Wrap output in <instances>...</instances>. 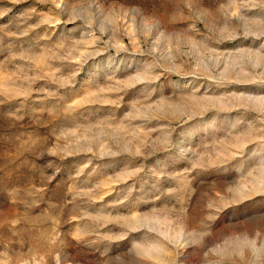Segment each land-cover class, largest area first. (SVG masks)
Wrapping results in <instances>:
<instances>
[{
	"label": "rangeland",
	"instance_id": "1",
	"mask_svg": "<svg viewBox=\"0 0 264 264\" xmlns=\"http://www.w3.org/2000/svg\"><path fill=\"white\" fill-rule=\"evenodd\" d=\"M0 264H264V0H0Z\"/></svg>",
	"mask_w": 264,
	"mask_h": 264
}]
</instances>
